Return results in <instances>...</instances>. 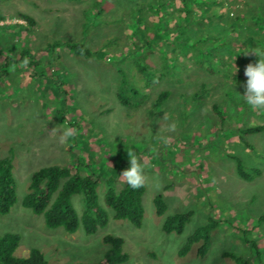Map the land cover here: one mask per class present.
<instances>
[{"label":"rangeland","instance_id":"obj_1","mask_svg":"<svg viewBox=\"0 0 264 264\" xmlns=\"http://www.w3.org/2000/svg\"><path fill=\"white\" fill-rule=\"evenodd\" d=\"M159 1L0 0V159L12 156L16 193L0 215V236L19 235L16 257L37 249L48 264L95 263L106 250L103 237L114 235L128 257L121 264H235L226 253L264 264V133H241L264 125V111L238 95L245 67L259 59L244 54L264 52V0H193L187 15L178 1ZM70 44L90 56L74 54ZM171 122L175 133L166 130ZM57 126L78 135L61 145L51 133ZM158 132L171 137L167 145ZM128 151L149 178L140 227L104 206L105 181L97 196L108 222L92 235L81 226L74 234L49 229L22 207L33 172L73 160L106 181L116 174L119 190ZM238 161L257 174L241 179ZM157 195L166 205L161 216ZM71 200L80 216L82 197ZM185 212L192 217L181 234L163 232L167 217ZM208 218L217 227L207 241L179 256Z\"/></svg>","mask_w":264,"mask_h":264},{"label":"trees","instance_id":"obj_2","mask_svg":"<svg viewBox=\"0 0 264 264\" xmlns=\"http://www.w3.org/2000/svg\"><path fill=\"white\" fill-rule=\"evenodd\" d=\"M161 1V0H160ZM159 1V2H160ZM179 2V14L187 15L191 13L189 5L193 0H176ZM170 2V0H167ZM23 19L33 24L32 19L23 16ZM149 45V43H148ZM68 49L74 54L88 58L90 52L82 44H70ZM24 54H28L25 51ZM124 89L117 95L118 99L125 104L122 97ZM168 94L163 92L158 97V102L163 101ZM243 135L264 133V125L252 126L241 130ZM241 142L243 141L242 138ZM246 144V143H245ZM12 156L0 159V215H6L16 202L15 181L12 175ZM82 165L76 160L72 164L65 166L42 167L32 173L28 190L22 199L23 208L30 210L35 215H41L44 224L49 229L62 228L68 234H74L81 226L87 235L94 234L98 228L107 225L108 217L105 209L98 203L97 188L106 182L107 188L103 196V203L106 208L113 211L116 220H125L134 227H140L143 219L142 196L145 187L132 189L126 182L116 190L114 176L111 175L107 181L100 174L94 172L85 173ZM237 175L244 180H250L252 175L247 174L241 163L236 165ZM112 180V181H111ZM80 195L83 199V211L78 216L72 204V197ZM156 214L161 216L165 213L166 205L161 195L154 198ZM192 212L177 213L167 217L162 225L164 233L181 234L185 225L190 221ZM217 227V222L213 218H208V222L198 227L186 240L179 251V256L186 255L192 246L201 240L207 241L209 232ZM20 237L17 234H4L0 236V264H48L42 253L37 249H32L27 257H16L14 251L18 246ZM106 250L95 263L76 264H121L127 261V255L123 251V240L114 235H106L102 239ZM204 252V245L198 249L201 256ZM235 264H247L241 257L226 253Z\"/></svg>","mask_w":264,"mask_h":264},{"label":"clouds","instance_id":"obj_3","mask_svg":"<svg viewBox=\"0 0 264 264\" xmlns=\"http://www.w3.org/2000/svg\"><path fill=\"white\" fill-rule=\"evenodd\" d=\"M255 55L258 57L256 63H249L244 69V75L247 78L246 82L242 85L245 89L244 94L240 95L247 105L253 110L264 111V52L253 50L248 52L247 55ZM29 61L27 58L22 61L21 67H27ZM235 74L239 69L235 66ZM236 83V82H235ZM168 114L165 113L163 119L168 120ZM178 125L175 122H171L167 126V132L175 133ZM53 135L59 134V143L64 145L74 140L78 135L77 130L71 127L57 126L51 130ZM157 139L163 144L167 145L171 137L162 136L158 132ZM129 161V167L120 173V177L128 184L132 189H139L144 187L148 181V176L145 174V165L142 163L140 157L133 151L127 152Z\"/></svg>","mask_w":264,"mask_h":264}]
</instances>
